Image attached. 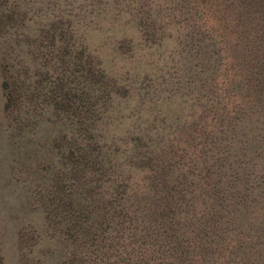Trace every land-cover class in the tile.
<instances>
[{"label":"trees","instance_id":"1","mask_svg":"<svg viewBox=\"0 0 264 264\" xmlns=\"http://www.w3.org/2000/svg\"><path fill=\"white\" fill-rule=\"evenodd\" d=\"M71 1L48 0L45 12L35 13L48 18L47 26L39 24L29 41L35 67L26 75L30 64L23 70L6 69L2 82L4 111L13 128L10 136L38 176L35 196L55 241L57 264H228L226 254L232 249L227 250L226 241L236 246L242 241L227 233L233 220L225 214L236 205L222 187L219 155L206 157L203 139V150L185 160L193 134L179 152L173 140H144L143 129L126 137L107 135L108 122H98L111 110L108 97L123 94L91 55L73 46L76 15ZM230 1L235 2L236 19L257 16L264 21V0ZM217 2L84 1L93 5L91 10L111 3L119 12H129L150 43L164 37L166 25L176 17L186 22L192 38L196 17H215ZM16 6L18 2L1 10L0 22L16 13L27 16L26 9ZM54 73L52 82L45 81ZM35 75L39 79H33ZM252 81L261 86L264 74ZM259 93L264 95V89ZM215 145L213 140L211 148ZM135 170L141 172L140 182L133 179Z\"/></svg>","mask_w":264,"mask_h":264},{"label":"rangeland","instance_id":"2","mask_svg":"<svg viewBox=\"0 0 264 264\" xmlns=\"http://www.w3.org/2000/svg\"><path fill=\"white\" fill-rule=\"evenodd\" d=\"M84 1L69 5L76 15L73 46L91 55L123 94L108 97L111 110L98 123L107 121V135L115 137L143 129L144 140H173L178 152L193 134L185 160L197 149H205L211 159L219 155L222 187L236 205L225 214L233 220L227 233L242 241L238 246L226 241L227 250L232 249L226 254L228 264H264V95L259 93L264 82L252 84L253 77L264 74V21L257 16L236 19L235 2L217 0L215 17H196L192 38L186 22L176 17L166 25L165 36L150 43L129 12H119L111 3L91 10L93 5ZM16 2L27 16L16 13L0 22V252L4 264H57L55 241L35 196L38 176L10 136L13 128L4 111L2 84L6 69L23 70L30 64L23 75L33 71L29 41L39 24H48V18L35 14L45 12L48 0H0V12ZM162 4L166 7L165 1ZM55 77L47 75L45 81ZM203 139L208 145L200 150ZM133 174L140 182L141 172Z\"/></svg>","mask_w":264,"mask_h":264}]
</instances>
